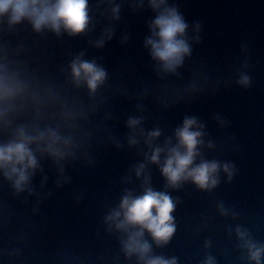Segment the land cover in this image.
I'll return each instance as SVG.
<instances>
[{
    "label": "water",
    "instance_id": "1",
    "mask_svg": "<svg viewBox=\"0 0 264 264\" xmlns=\"http://www.w3.org/2000/svg\"><path fill=\"white\" fill-rule=\"evenodd\" d=\"M116 5L119 19L112 15ZM168 6L188 25L191 49L175 73L165 72L146 46L158 14L149 0H89L91 23L75 36L0 20V61L29 86L7 127L0 126V144L16 139L20 127L30 135L55 128L77 144L59 162L44 145H31L38 168L22 192L0 172V264H140L124 252L127 234L106 218L128 192L143 194L145 177L175 204L176 231L166 245L145 233L152 255L177 264H206L209 257L215 264H254L236 229L264 245V0H168ZM77 57L107 73L95 95L73 82ZM242 74L250 77L246 87L238 83ZM66 111L75 117L67 124ZM186 118L203 125L196 163H230L231 180L221 169L211 190L191 181L168 186L161 165ZM129 119L141 123L130 128ZM155 130L161 135L149 145ZM155 147L165 149L161 165L146 159ZM140 164L146 167L137 177Z\"/></svg>",
    "mask_w": 264,
    "mask_h": 264
},
{
    "label": "clouds",
    "instance_id": "2",
    "mask_svg": "<svg viewBox=\"0 0 264 264\" xmlns=\"http://www.w3.org/2000/svg\"><path fill=\"white\" fill-rule=\"evenodd\" d=\"M157 16L152 22L153 37L146 40V46L151 49L153 59L159 61L165 72L175 73L182 66L185 56L191 54V49L185 37L188 25L175 7L168 6V0H149ZM119 5L112 8L114 19H119ZM7 18L9 26H14L27 20L36 32L43 29L60 33L61 29L69 35L75 36L87 31L91 23L89 15V0H0V20ZM108 38L111 39L109 32ZM103 39L98 42L103 46ZM83 54H81L82 56ZM73 82L77 87L84 84L90 94L95 95L107 78L106 71L95 62H88L77 57L71 64ZM250 77L242 74L238 83L242 86L250 84ZM29 86L22 81L16 73L10 71L7 63L0 61V126L7 127L8 114L14 110L18 100L28 95ZM35 100L36 97L33 96ZM70 112L64 113V120H74ZM141 123L139 119H129L128 126L136 128ZM75 127V125H72ZM203 125L195 118H186L183 125L176 130L177 144L167 149L166 158L161 165V154L165 149L155 147L151 155L146 157L151 163L161 165V173L168 186L178 188L183 182L191 181L201 190H211L219 183L218 174L222 169L231 180L233 165L218 161L201 160L196 163L200 155L198 147L203 145ZM161 135L159 130L148 133L146 141ZM136 144L135 139L130 140ZM44 145L42 151L47 152L58 162L73 156L77 148L71 135L64 136L55 128H45L43 131L35 130L30 135L25 128L16 130V139L0 144V172L13 182L18 192L25 190L30 180V170L38 168V161L31 145ZM212 147L211 144L208 145ZM145 164L136 167L137 177L144 174ZM145 188L142 195L134 196L128 192L121 199L116 210L107 216L109 226H115L127 234L123 242V249L128 257L135 255L140 264H177L175 258L166 259L162 256L152 255V246L145 239L147 232L157 246L166 245L176 231L172 213L175 204L166 192L154 190L145 177ZM224 214L223 205L220 206ZM237 236L244 242L248 259L254 264H264V245L253 242L246 230L237 228ZM206 264H215L209 257Z\"/></svg>",
    "mask_w": 264,
    "mask_h": 264
}]
</instances>
